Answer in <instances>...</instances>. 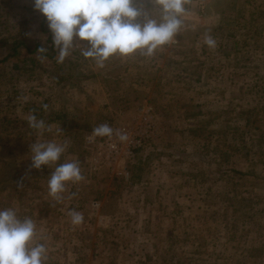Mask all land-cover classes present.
<instances>
[{"label": "rangeland", "instance_id": "1", "mask_svg": "<svg viewBox=\"0 0 264 264\" xmlns=\"http://www.w3.org/2000/svg\"><path fill=\"white\" fill-rule=\"evenodd\" d=\"M212 2L216 16L227 24L242 19L245 28L229 26L223 33L193 27L189 23L199 25L201 12L191 3L176 43L116 64L122 69L114 81L99 76L105 91L84 89L92 66L71 69V75L63 66L60 74L47 60L38 61L54 68L52 77L61 85L41 90L37 72L31 77L38 87L31 89V77L12 71L15 61L5 58L12 43L1 27L0 209L11 207L19 218L34 220V243L45 244L46 264H264V0ZM240 6L247 10L238 12ZM199 33L213 37L216 46L193 43ZM26 57L22 53L17 67ZM144 106L155 111L158 131L127 163L130 180L108 169L97 176L90 166L93 127L131 123ZM34 113L49 121L54 137L48 141L67 142L56 164L78 161L84 177L66 182L59 201L48 191L56 164L30 169L31 144L47 141L31 136L37 130L28 126L27 116ZM133 175L142 187H133ZM80 191L93 205L89 198L79 201ZM95 207L117 213L110 228L101 226L109 232L97 233L96 220L85 215H93ZM71 210L83 214L82 224L71 223ZM236 210L238 227L227 233ZM135 215L142 223L135 233L129 228L123 233L124 226L136 225Z\"/></svg>", "mask_w": 264, "mask_h": 264}, {"label": "clouds", "instance_id": "2", "mask_svg": "<svg viewBox=\"0 0 264 264\" xmlns=\"http://www.w3.org/2000/svg\"><path fill=\"white\" fill-rule=\"evenodd\" d=\"M31 3L34 11L47 22L58 64L79 51L82 57L93 60L100 68L116 55L126 57L139 51L143 56H152L155 50L177 36L184 23L181 16L186 11L185 0H31ZM147 5L159 9V19ZM26 35L32 36V33ZM205 44L215 47L216 41L206 36ZM48 52L49 48L40 46L36 59L45 62ZM47 107L43 105L45 110ZM27 123L38 132L52 131L51 126H46L35 114L27 116ZM113 136L120 142L129 138L127 133L114 130L108 124L93 127L88 138ZM66 148L67 142L32 143L30 169L56 164ZM83 179L78 161L56 164L48 179L49 195L59 201L66 182ZM69 216L74 226L84 221L83 214L76 210H71ZM36 237L37 225L32 218H19L11 207L0 209V264H46L48 250L45 244L34 243Z\"/></svg>", "mask_w": 264, "mask_h": 264}, {"label": "crops", "instance_id": "3", "mask_svg": "<svg viewBox=\"0 0 264 264\" xmlns=\"http://www.w3.org/2000/svg\"><path fill=\"white\" fill-rule=\"evenodd\" d=\"M197 3L199 5L197 10H200L201 14L198 17V24L201 25H196L195 26V22L193 23H189L191 24L193 27H198V28H206V29H211V28H215V30H220L221 32H226L225 29H227L226 27L229 26V23H225L223 18H221V16H216L218 15L215 12H218L219 10L215 9V3L212 2V0H185V9L189 10V6H191V3ZM217 2H220V0H217ZM223 7V6H222ZM147 8L149 11L152 12L153 16H155V18L159 19V9H155L152 5H147ZM225 9V7L223 8ZM241 9V6L240 8ZM186 10V11H187ZM7 16V21H1L2 19H4L3 17ZM141 22H142V18H141ZM233 23V22H232ZM231 24V23H230ZM7 27V33L4 34L6 35L5 37H7L8 42L12 43L11 47H9L10 51L8 52V54L5 56L6 59H10L13 60V63L15 61L16 64L19 63V59H22V53L24 55H26L27 57L25 58V62L23 64H27L30 63L31 66H23L22 67H17V65L15 64V69H13L12 71H17L19 73V75H25L26 78H30L32 75L36 74L37 72L40 74V78H39V86L41 88V90H45L48 88V85H52L51 89H53L52 87L54 86L55 88H58L59 85H61V81L60 82H56L54 81V76L52 77V72L54 71V68H52L51 70L48 69V67H42V65L39 64V61L36 59V52L37 49L40 46H44L49 48V52L47 54L48 59L47 61H52L53 64L55 65L56 71L58 69L57 72H59L61 74V69L63 66H67L66 61L69 58H66L65 62L63 64H58L55 60V49L51 47L52 45V37H51V33L49 32V29L47 27V22L45 20V18L40 15L38 12L34 11L31 0H0V29L1 27ZM191 26V27H192ZM3 30H0V40L3 38ZM32 33V36H28L26 35V33ZM200 36L195 35L194 38L192 39L193 43L196 42H205V37L206 36H210L208 34H204V33H199ZM217 35V33H216ZM227 36H229V34H227ZM213 38V37H212ZM196 50V47L195 49ZM79 52V51H78ZM189 51L185 52L188 53L187 58H185V61H191V58L189 56ZM158 53V52H157ZM201 55L205 56L206 55V51L201 52ZM209 55V54H208ZM207 57L205 58H208ZM134 56H137V58L143 59V55L140 54V52H136L133 55L130 56H126V57H121L119 55L113 56L111 58H109V61L114 59V58H120L117 59V61H111L109 63L105 62V65L103 68L100 67H95V62L91 59H88V63L89 65L84 66L88 67V66H92V69L95 72H91V76L92 77H88L90 78L89 83L86 85H84V89L89 88V90H93V91H97V90H102L105 91V89L102 88V85L99 81V76L100 75H106V78L108 79L109 82H112L115 80V76H117L118 74V70H121L122 68L116 66V64L122 63V61L126 60L128 57V60H132ZM186 56V54H185ZM184 58V56H183ZM34 59V60H33ZM40 65V66H39ZM127 65V64H126ZM205 65V63H204ZM40 67V69L42 70H38L37 67ZM83 69V68H80ZM127 69V66L125 67V70ZM208 71V69H207ZM122 72V71H121ZM120 72V73H121ZM16 73V72H15ZM16 73V74H18ZM56 73V72H55ZM69 73H72L71 70L69 69ZM68 73V75H69ZM84 73H86V71L84 70ZM119 73V74H120ZM83 75V74H81ZM96 75V76H95ZM205 75H209L208 72L205 73ZM48 76V77H47ZM29 86L31 89H36V87L38 86H33L32 83L35 82L34 78L31 77L29 79ZM134 81V79H131ZM139 82V81H137ZM36 83V82H35ZM82 85L78 86V87H82ZM88 87V88H87ZM39 88V89H40ZM107 88V87H106ZM81 89V88H80ZM203 102H207L206 100H203ZM205 106V105H204ZM38 119H41V116H38ZM59 119V118H57ZM43 120L45 121L46 126H48L49 121L46 120V116L43 117ZM58 122V121H57ZM46 133H49L47 130H44L42 132H36L34 134H31L32 137H46L48 138V135ZM50 134V133H49ZM52 137H54V135L50 134ZM41 139V138H40ZM133 174V173H132ZM98 176V175H97ZM134 177V175H133ZM144 177H142L141 179H143ZM144 183L142 184H136L135 183V177H134V181H133V187L135 189H138L139 187H142ZM82 192L80 191V195L77 196V198L85 200L88 198H84L83 196H81ZM99 201H102L103 199H99ZM88 202L90 204L93 205L94 200L93 199H88ZM101 205V204H100ZM100 208H96L95 210L93 209V215H88L85 213V215L89 218L91 217L93 219V221L95 222L96 220V231L97 233H99L100 231H104V232H109L108 230H106V228H102L103 227H107L110 228L111 227V220H113L115 218V216L117 215V213L113 214L110 212H107L104 208H101L100 210H97ZM137 215V214H136ZM135 215V226H124L123 228H125V230H123L124 232H127L126 228H129L130 230H132V233L136 232V228L138 225H140L142 222L139 221L137 219V216ZM122 216V214H121ZM96 217V218H95ZM98 219L102 220V225L99 224ZM95 247V244H94Z\"/></svg>", "mask_w": 264, "mask_h": 264}, {"label": "built area", "instance_id": "4", "mask_svg": "<svg viewBox=\"0 0 264 264\" xmlns=\"http://www.w3.org/2000/svg\"><path fill=\"white\" fill-rule=\"evenodd\" d=\"M175 43L176 38L174 37L166 45L170 46ZM137 116L133 118L131 123L126 122L121 126L110 125L114 130L127 133L129 138L126 142H120L115 136L87 139L91 144H94L90 166L95 174L98 175L102 169H108L112 172V175L130 180V169L127 163L135 156L137 150L143 146L144 140L152 137L158 131L156 115L152 107H141L137 112Z\"/></svg>", "mask_w": 264, "mask_h": 264}, {"label": "trees", "instance_id": "5", "mask_svg": "<svg viewBox=\"0 0 264 264\" xmlns=\"http://www.w3.org/2000/svg\"><path fill=\"white\" fill-rule=\"evenodd\" d=\"M245 10H247V9H245V6H243V8L242 9H240V10H238V12H240L241 11V13H243ZM244 22L245 21H242V19H239V20H236V21H234L233 23H231V24H229V26H231V27H233V28H237V27H239L240 26V28L241 29H244L245 28V24H244ZM228 26V27H229ZM228 27H226V28H228ZM238 33V32H237ZM232 35H235L234 33H232ZM229 37V36H228ZM233 37H235V36H233ZM227 51H229L230 52V54L232 53L231 51V49H229V50H227ZM240 59H242V58H240ZM66 64H67V66H68V68L71 70H76V69H80V68H84V66H86V65H89V63H88V59H86V58H84V57H82L81 55H80V53L78 52V51H76V52H74L73 54H72V56L69 58V59H67V61H66ZM180 70H182V71H184L185 70V68H178V71H180ZM70 75H71V73H70ZM257 86L260 88V84H257ZM37 117L38 116H41L40 114H37V113H34ZM62 119H64V117H62V118H59V119H53L52 121H51V123H56L57 121L58 122H60ZM57 122V123H58ZM47 135H48V138H46V137H38L37 136V138H41V139H46L47 141H48V139L49 138H52V136L49 134V133H46ZM35 139H36V137H35ZM46 141V142H47ZM249 152H251V151H249ZM232 153H237L236 152V150H232ZM228 153L227 152H224V151H222L221 152V155H223V156H226ZM239 154V153H238ZM233 173H235V174H241V173H239L240 171L238 170V169H234V168H232V170H231ZM224 177V176H223ZM225 213V212H224ZM238 210H236L235 211V215H233L234 216V218H235V221H233L232 222V224H231V226H227V228H226V230H227V233H229L230 231H232L234 228H237L238 226H237V224H239V221H240V217L238 216ZM226 215V214H225ZM237 217V218H236Z\"/></svg>", "mask_w": 264, "mask_h": 264}]
</instances>
